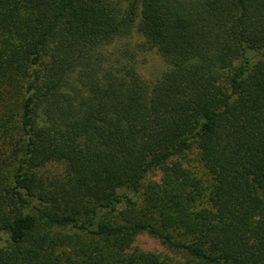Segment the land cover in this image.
<instances>
[{
    "label": "trees",
    "instance_id": "obj_1",
    "mask_svg": "<svg viewBox=\"0 0 264 264\" xmlns=\"http://www.w3.org/2000/svg\"><path fill=\"white\" fill-rule=\"evenodd\" d=\"M0 264H264V0H0Z\"/></svg>",
    "mask_w": 264,
    "mask_h": 264
},
{
    "label": "rangeland",
    "instance_id": "obj_2",
    "mask_svg": "<svg viewBox=\"0 0 264 264\" xmlns=\"http://www.w3.org/2000/svg\"><path fill=\"white\" fill-rule=\"evenodd\" d=\"M140 52H141L140 54L145 52L139 58V62H140L139 68L146 78L150 80H155L167 70L168 64L166 60L156 50L146 49ZM172 160H181L185 165L190 166L195 170H197L199 174H202L205 177L207 176L200 162L199 150L195 146L185 152L175 155L172 158ZM161 175H162L161 169L155 168L154 170L149 172L147 179L159 181ZM133 245L140 247L143 250L156 251L162 254H168L174 258H180L179 251L165 245L164 243H162V241L159 238L147 232L139 233L136 236Z\"/></svg>",
    "mask_w": 264,
    "mask_h": 264
}]
</instances>
